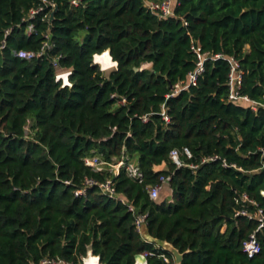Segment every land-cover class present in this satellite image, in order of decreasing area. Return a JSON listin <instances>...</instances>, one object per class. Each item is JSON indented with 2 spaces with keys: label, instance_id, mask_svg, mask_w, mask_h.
I'll return each instance as SVG.
<instances>
[{
  "label": "trees",
  "instance_id": "obj_1",
  "mask_svg": "<svg viewBox=\"0 0 264 264\" xmlns=\"http://www.w3.org/2000/svg\"><path fill=\"white\" fill-rule=\"evenodd\" d=\"M46 1L54 6L0 0V264H82L89 249L101 264H135L145 250L154 253L149 264H172L136 229L137 214H146L151 237L183 254L180 264H264V229L256 232L260 251L248 257L242 243L257 220L234 215L241 193L264 210V107L227 101L226 85L231 56L243 70L241 93L262 102L264 0H175L168 18L144 0ZM191 39L225 57L207 59L195 85L166 97L195 68ZM45 41L41 57L16 55ZM106 49L117 63L108 74L93 62ZM53 62L71 70L70 86L56 81ZM183 147L191 157L177 166L169 152ZM92 155L107 167L135 162L143 182L123 167L92 170L83 161ZM160 176H170L171 201L148 195L145 186ZM85 177L110 178L135 213L97 187L75 195Z\"/></svg>",
  "mask_w": 264,
  "mask_h": 264
},
{
  "label": "built area",
  "instance_id": "obj_2",
  "mask_svg": "<svg viewBox=\"0 0 264 264\" xmlns=\"http://www.w3.org/2000/svg\"><path fill=\"white\" fill-rule=\"evenodd\" d=\"M45 4L50 5L53 7V3H50L46 0H42ZM175 0H144V6L147 10H149L151 13L155 14L158 18H168L175 16L173 5ZM81 0H69V4L71 6H78ZM42 10V7H39L37 9H31L29 12V17H34L36 13ZM186 24V22H184ZM33 30V25L30 24L27 27V32L30 33ZM8 33V30L5 31V34ZM4 46V41H2V45L0 48ZM50 48V44L45 41L43 42L41 48L38 51H30V50H18L16 52V55L20 58H25L27 60H31L34 58L41 57L46 49ZM190 49L195 57V68L188 72L187 78L185 81H179L175 83L171 89V92L166 95V97L176 95L179 91L189 87L190 85H195L197 82L198 76L202 73L204 69V62L207 59H217V58H223V56L220 53L212 54L207 51H203L200 44L193 39H191V46ZM103 53V52H102ZM101 53V54H102ZM98 54L94 55L93 62L95 64H98L100 66L101 70L103 69L100 62L96 61V56ZM226 59L229 62V73L227 77L226 85L228 87V94H227V101L231 102H248L250 104V107L255 110L258 105H261L264 107V87H263V93H262V102H256L250 99V97L246 94L241 93V84L243 79V70L241 69L239 62L234 57H226ZM53 65L56 68V74L55 79L56 81H61L62 86H70L71 83L69 81V76L71 74V70L69 68H59L56 64V62H53ZM117 63L115 61L112 62V65L110 67H116ZM125 102V99L121 97V99L118 100V103L123 104ZM160 114L162 116V119L164 122L168 123L170 121V117L167 113V108L165 105L161 106ZM143 120H147V116H143ZM185 156L186 158L191 157V151L187 147H183L182 149L173 148L169 152L170 159L177 165L181 166V160L180 157ZM218 157L216 155L212 157H208L204 160H215ZM84 164L88 167H90L94 171H103L108 168L109 171H112L114 173H117L121 167L124 168V171L130 179L137 183L143 182V173L138 167V165L135 162L129 161L125 162L123 159H118L114 161L113 163L108 164L105 161H103L99 156L92 155L85 157L83 159ZM225 165V163H224ZM192 168H195L196 165L190 164ZM170 179V176H160L159 182L156 184L146 185L145 188L148 192V195L150 199L156 200L161 190L163 189L165 184H168V181ZM66 183H70L69 181H65ZM91 187H97L101 193L111 197L116 198L122 203L126 204L128 207V210L135 213V208L133 205L129 204L124 197L119 195L115 188L113 187L112 180L110 178H107L105 180H98L93 177H85L82 181L81 185L77 187L74 190L75 195H84L86 190ZM239 201L244 204H251L255 207L254 211H249L245 208L244 204H242V208L237 210L235 212V216L243 215L250 219H256L257 220V228L255 231H253L247 239H245L242 243V249L247 254L248 257H252L253 255L257 254L260 251L259 243L256 239V232L259 230L264 229V210L251 199L248 198V196L245 193L239 194ZM145 216L146 214H137L135 216V226L136 229L141 234V228L142 225L145 224ZM145 240V239H144ZM155 248H161L157 244H154ZM141 256V259L135 258V264H149L148 263V257L154 255L152 251L145 250L141 253H139ZM160 257L163 258L165 262H169V258L164 255L160 254ZM95 263V264H101L99 262V257L97 255L92 254L90 251L87 254V256L82 258V264H88V263ZM36 264H72L71 262L60 258V257H43L41 258ZM175 264V262L173 263Z\"/></svg>",
  "mask_w": 264,
  "mask_h": 264
},
{
  "label": "water",
  "instance_id": "obj_3",
  "mask_svg": "<svg viewBox=\"0 0 264 264\" xmlns=\"http://www.w3.org/2000/svg\"><path fill=\"white\" fill-rule=\"evenodd\" d=\"M55 10H56V7H54V9L51 11L50 15H49V19H48V29H47V32L50 33L51 31V27H52V21L54 19V13H55ZM105 51H108L109 52V49H106ZM136 70L138 68H135ZM262 195H264V190L262 191ZM141 236L149 243H154V244H157L158 246H160L162 249L168 251L173 259H174V262L175 264H180L181 263V260H182V257H183V254L180 253L172 244H170L169 242H166V241H163V240H159V239H156V238H153L151 237L147 231H146V227H145V224L142 225V228H141ZM90 251V249H89ZM91 252V251H90ZM136 259H141V256L139 254H137L135 256Z\"/></svg>",
  "mask_w": 264,
  "mask_h": 264
},
{
  "label": "bare ground",
  "instance_id": "obj_4",
  "mask_svg": "<svg viewBox=\"0 0 264 264\" xmlns=\"http://www.w3.org/2000/svg\"><path fill=\"white\" fill-rule=\"evenodd\" d=\"M96 61L100 62L103 69L109 68L112 65V59L108 51H104L102 54L96 56ZM88 264H95L93 262Z\"/></svg>",
  "mask_w": 264,
  "mask_h": 264
},
{
  "label": "crops",
  "instance_id": "obj_5",
  "mask_svg": "<svg viewBox=\"0 0 264 264\" xmlns=\"http://www.w3.org/2000/svg\"><path fill=\"white\" fill-rule=\"evenodd\" d=\"M174 4H175V1H174ZM160 168H165V165H161ZM161 192H163V195H164V198H162V199H167V200L171 201V189H170L168 184L164 185V187L161 190ZM172 259H173V257H172ZM173 263H174V259L172 260V264Z\"/></svg>",
  "mask_w": 264,
  "mask_h": 264
},
{
  "label": "rangeland",
  "instance_id": "obj_6",
  "mask_svg": "<svg viewBox=\"0 0 264 264\" xmlns=\"http://www.w3.org/2000/svg\"><path fill=\"white\" fill-rule=\"evenodd\" d=\"M149 66L148 64H145L144 67H147ZM112 69H114V67H109V68H106L104 71L105 74H108ZM27 129V128H26ZM27 131V130H26ZM162 198H164V195H163V192L160 193L159 197L156 199L157 201H160L162 200Z\"/></svg>",
  "mask_w": 264,
  "mask_h": 264
}]
</instances>
